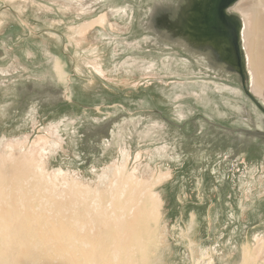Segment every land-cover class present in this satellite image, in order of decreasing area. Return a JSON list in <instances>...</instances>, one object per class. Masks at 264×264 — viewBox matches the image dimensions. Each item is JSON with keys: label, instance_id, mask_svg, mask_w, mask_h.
I'll list each match as a JSON object with an SVG mask.
<instances>
[{"label": "rangeland", "instance_id": "rangeland-1", "mask_svg": "<svg viewBox=\"0 0 264 264\" xmlns=\"http://www.w3.org/2000/svg\"><path fill=\"white\" fill-rule=\"evenodd\" d=\"M179 1L0 0V264H264L262 118L154 29Z\"/></svg>", "mask_w": 264, "mask_h": 264}, {"label": "water", "instance_id": "water-1", "mask_svg": "<svg viewBox=\"0 0 264 264\" xmlns=\"http://www.w3.org/2000/svg\"><path fill=\"white\" fill-rule=\"evenodd\" d=\"M238 1L180 0L173 8L154 14L152 21L161 38L202 58L207 67L234 76L243 94L264 114L263 105L249 89L250 77L242 47L243 23L230 11Z\"/></svg>", "mask_w": 264, "mask_h": 264}, {"label": "bare ground", "instance_id": "bare-ground-1", "mask_svg": "<svg viewBox=\"0 0 264 264\" xmlns=\"http://www.w3.org/2000/svg\"><path fill=\"white\" fill-rule=\"evenodd\" d=\"M236 9L245 22L246 29L243 39L246 41L245 46L248 49L249 66L254 77V89L258 91L264 88V0H240ZM84 246H88V244ZM103 251H109L112 263H117L118 252L116 253L114 249L109 250L106 247L103 248ZM101 253L102 250L93 253L97 257V261H99L96 263H100L106 258L103 256L104 258L102 259ZM68 263L69 261L66 263L64 261V264ZM79 263L78 258L73 261V264Z\"/></svg>", "mask_w": 264, "mask_h": 264}, {"label": "flooded vegetation", "instance_id": "flooded-vegetation-1", "mask_svg": "<svg viewBox=\"0 0 264 264\" xmlns=\"http://www.w3.org/2000/svg\"><path fill=\"white\" fill-rule=\"evenodd\" d=\"M242 92V90H241ZM243 93V92H242ZM245 96V95H244ZM246 97V96H245ZM248 100H250L248 97H246ZM250 104L252 105L251 109L254 110V117L255 118H258V116H260L262 118V123L264 125V114L254 105V103H252V101L250 100ZM189 120H187L186 122H188ZM189 124V123H188ZM187 125V124H186ZM264 127V126H261V128ZM235 129V132L236 135H240L242 137H249L248 134L251 133L252 131L249 130V128L247 127V125L245 126H242V127H237V128H234ZM263 129V128H262ZM262 129H256L257 131H255V133H253L252 135H255L254 137H257V139H260L261 140H264V131ZM222 132L224 131L223 129H220ZM225 132V131H224ZM235 135V134H233ZM238 135V136H239ZM259 137V138H258Z\"/></svg>", "mask_w": 264, "mask_h": 264}]
</instances>
